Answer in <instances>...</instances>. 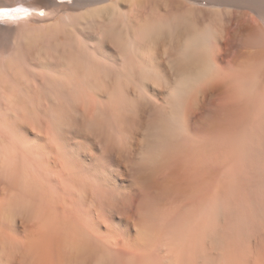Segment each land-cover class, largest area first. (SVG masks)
<instances>
[{"label":"bare ground","instance_id":"1","mask_svg":"<svg viewBox=\"0 0 264 264\" xmlns=\"http://www.w3.org/2000/svg\"><path fill=\"white\" fill-rule=\"evenodd\" d=\"M13 7L28 15L0 17V264H264V0ZM102 191L139 194L109 207Z\"/></svg>","mask_w":264,"mask_h":264},{"label":"snow or ice","instance_id":"2","mask_svg":"<svg viewBox=\"0 0 264 264\" xmlns=\"http://www.w3.org/2000/svg\"><path fill=\"white\" fill-rule=\"evenodd\" d=\"M3 11V10H0ZM22 15L27 16L28 13L24 10H21ZM217 23H222V20L219 16L216 18ZM102 39H97V45L100 46L102 45ZM140 51L144 55H150V49L145 46L141 45ZM217 78V74L215 72V69L212 68L208 71V73L205 75L204 79L209 85L215 81ZM178 90L180 91L181 94L184 93V89L181 88L180 85L177 86ZM54 122H56L58 125L61 121V116L57 114L56 116L53 117ZM41 146H37L39 149ZM139 194V191L133 192V193H112V192H107V191H102L98 195V199L106 203L109 207H112L116 204H121V205H129L135 197ZM12 226V219L9 213H5L4 219L2 222H0V227H3L4 229H10ZM93 240H95L97 243L106 245L111 247L114 242L111 239H105L101 237H92ZM153 245V237L149 234H145L140 241L137 242L136 247L141 248V249H149ZM154 250V249H153Z\"/></svg>","mask_w":264,"mask_h":264}]
</instances>
